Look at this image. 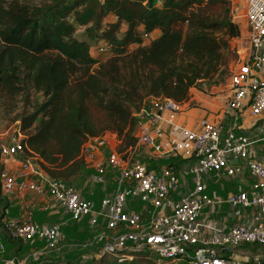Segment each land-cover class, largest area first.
I'll use <instances>...</instances> for the list:
<instances>
[{
	"label": "trees",
	"instance_id": "obj_1",
	"mask_svg": "<svg viewBox=\"0 0 264 264\" xmlns=\"http://www.w3.org/2000/svg\"><path fill=\"white\" fill-rule=\"evenodd\" d=\"M231 11L227 0H0V106L19 122L22 157L69 183L86 166L88 139L112 133L119 151L136 146L146 101L183 104L194 88L230 78V39L241 35ZM103 41L111 52L94 56ZM3 168L0 158V180ZM8 208L0 185V226L17 254ZM144 254L117 250L89 263L145 264Z\"/></svg>",
	"mask_w": 264,
	"mask_h": 264
},
{
	"label": "built area",
	"instance_id": "obj_2",
	"mask_svg": "<svg viewBox=\"0 0 264 264\" xmlns=\"http://www.w3.org/2000/svg\"><path fill=\"white\" fill-rule=\"evenodd\" d=\"M243 9L247 35L242 37L244 56L230 76L227 107L235 117L228 127L221 120L206 121L200 129H191L177 121L181 103L167 97H153L136 113L138 119L136 146L126 151L112 150L105 167L116 171L117 190L101 200V206L82 196L80 190L61 179L34 177L38 169L32 159L23 158L25 145L19 132L8 145L1 146V188L4 194L17 190L48 196L62 206L72 220L91 217L94 226L103 224L115 234L102 236L103 254L117 250H149L160 259L175 262L190 260L193 264H251L237 254L244 245L264 246V159L250 154L252 140L239 128V116L249 109L251 115L264 120V0H237ZM98 55L108 54L112 44L105 41L93 48ZM177 131L178 135H172ZM107 133L88 139L82 156L93 161L99 151L110 144ZM146 150L161 159H169L153 167L142 155ZM192 162L189 168L193 186L174 203L170 213L160 212L166 200L183 185L175 159ZM9 159L18 166L5 167ZM103 168V167H101ZM104 169V168H103ZM247 170L255 179L248 189L232 192L226 199L210 195L204 175L216 172L223 177ZM136 203L149 214L132 210ZM232 209H251L252 223L221 225L202 218L205 208L214 211L218 204ZM13 238L24 242L42 240L56 249L66 238L62 224L40 223L33 219L5 221ZM127 257H122L124 260ZM260 261L259 258L256 260ZM259 264H264L260 263Z\"/></svg>",
	"mask_w": 264,
	"mask_h": 264
},
{
	"label": "crops",
	"instance_id": "obj_3",
	"mask_svg": "<svg viewBox=\"0 0 264 264\" xmlns=\"http://www.w3.org/2000/svg\"><path fill=\"white\" fill-rule=\"evenodd\" d=\"M154 34L157 36L159 32H155ZM244 51L245 48L241 43L236 50V59L231 62V71L234 70L242 60ZM234 119L233 112L227 107V96L217 98L195 95L191 97L188 102L181 104L180 112L177 114V121L182 125H185L184 123L190 125L187 127L191 129H200L202 125L209 120H221L225 125L230 127ZM238 122L239 128L246 131L252 140V145L250 147L251 156L253 158L264 159V120L253 117L249 109L246 108L245 111L240 114ZM171 134L177 136L178 132L172 131ZM108 137L110 144L98 152L95 160L86 161V166L83 168L82 173L72 182L67 183L75 185L80 190L83 197L93 200L98 207L101 206V200L104 197L113 195L117 190L116 171L105 167V163L112 150L118 149L119 140L117 136L112 133H109ZM141 153L153 167H158L169 161L167 158L161 159L157 155L147 152L146 150H141ZM175 162L182 175L183 185L179 191L173 193L166 200L164 206L160 210L162 213H170L173 210L174 203L185 195L194 183V178L189 171L192 162L183 158H177ZM17 166L18 162L14 159H9L8 163L5 165L9 170ZM34 177L39 181H45L49 178V175L43 170L37 169ZM203 181L210 195L218 199H226L230 193L240 189L246 190L255 183V179L247 170L229 177H223L216 172H210L204 175ZM5 195L9 201V208L7 209L4 223L8 219H33L40 223L62 224L66 238L69 239V241L59 245L55 255L56 260L60 258L63 260L64 257L69 254L65 250L74 246L78 247L79 243H73L71 241L72 239L74 240L76 236L86 239L89 235L91 236V234H93L92 241H87L82 244L83 246H89L88 249L91 250V248L96 249L97 247H104V239L102 236L105 237L115 234L113 230L110 231L108 229L99 231V227L105 226L92 225L90 223L91 217H84L79 221L72 220L67 211L58 203L52 201L48 196H40L34 192L24 190H17ZM131 209L142 212L144 219L147 220L149 214L143 206L133 203ZM252 215L251 209L234 210L227 203H221L218 204L211 213L210 208H205L202 218H207L221 225H232L235 223L250 224L253 220ZM1 231L2 229L0 227V233H2ZM3 233L5 234L4 231ZM2 240L3 237L0 234V264H33V261H37L38 259L42 261L44 257L48 256L46 253L50 250L42 240L35 239L28 242L22 241L23 245L20 247L19 252L14 254V250L17 248L18 244L12 241L3 243ZM101 255H103V251L101 253L92 251L91 254L82 255L81 258L82 261L87 260L89 262L94 258L101 257ZM253 257L255 260H257V258H263L262 255L257 253L256 255L254 254ZM242 258L246 261L249 260L248 256H242Z\"/></svg>",
	"mask_w": 264,
	"mask_h": 264
},
{
	"label": "rangeland",
	"instance_id": "obj_4",
	"mask_svg": "<svg viewBox=\"0 0 264 264\" xmlns=\"http://www.w3.org/2000/svg\"><path fill=\"white\" fill-rule=\"evenodd\" d=\"M227 1H228L229 5H231V7H232L231 18L236 23L239 24L240 29H241V35L239 37H235V38L230 39L229 57H230V69H231V62L233 60H235L237 57V53H236L237 47L239 45H241L242 37L243 36L245 37L247 35V32H246V25H245V17L243 15V9H240V11H238V12L236 10H233V7L240 5V3H238L237 0H227ZM237 7H240V6H237ZM222 9H223L222 4H218L213 8V11H215V13H216L217 11H221ZM84 29H85L84 27L80 28L78 30V34L83 33ZM155 36H156L155 34L152 35V37H155ZM134 47H136V45L131 46V48H134ZM93 54H94V56H98V54L95 52V50H93ZM103 55H105V56H103ZM103 55H101L100 57H106L109 54H103ZM229 90H230V82H229V78H227V80L221 84L212 85L209 88H208V85H206L204 90L194 88L192 90V97H194L195 95H204V96L217 97V98L218 97H226V96L228 97ZM21 108L22 107H20V110H21ZM14 116H15V113L8 114V112L5 109H3L2 106H0V145H2V146L8 145L9 143H11V140L16 135L15 131L18 130L17 125L19 124V122L12 121V118ZM184 124L186 126H190L186 123H184ZM118 150H119V148H118ZM148 155H149V153H148ZM101 225H103V224H101ZM99 228H100L99 231L106 230L105 227H99ZM1 232L2 233H0V234L3 237L2 242L4 243L6 241H9L8 236L6 234H4L3 231H1ZM92 237H93V234H91V236L89 235V237L86 239H83L82 237H78V236H76V238L74 240L72 239L71 241L73 243H79V245H78V247L74 246L72 248H69L68 250H65L69 254L66 255L65 256L66 258L64 257L63 260L61 258L59 260L55 259V255H56V252L58 249V248H56L53 250L50 249L46 253V255H48V256L44 257V259L42 261L40 259H38L37 261H33V264H90L87 260L82 261L81 256L82 255H89L92 253V251H96V252H100V253L103 251L102 246L100 248L97 247L96 249L91 248V250H90V249H88L89 246H83L82 245V244L86 243L87 241H92ZM68 241H69V239L65 238L61 243H65ZM93 245H96V244H93ZM144 251L146 252V254H144V255L147 256L145 258L147 263H145V264H193L190 260H178L175 262L162 260L159 258L157 253H155L153 251H149V250H144ZM236 252H237V254H240V256L241 255L242 256H248V259H249L248 262H250L251 264H259V262L264 263V246L244 245V246L240 247ZM256 253L263 256L262 259L259 258L260 259L259 262H257L255 260V258L253 257V255L254 254L256 255Z\"/></svg>",
	"mask_w": 264,
	"mask_h": 264
}]
</instances>
